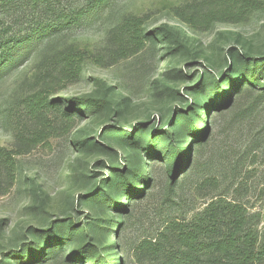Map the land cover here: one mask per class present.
Listing matches in <instances>:
<instances>
[{
  "label": "rangeland",
  "instance_id": "obj_1",
  "mask_svg": "<svg viewBox=\"0 0 264 264\" xmlns=\"http://www.w3.org/2000/svg\"><path fill=\"white\" fill-rule=\"evenodd\" d=\"M38 16L25 13L11 27L25 32ZM26 49L0 68V261L68 264L66 249L43 262L39 256L19 263L12 254L33 240L31 229L68 217L76 223L106 217L109 249L118 242L111 258L139 264L137 245L156 237L168 206L177 218L191 217L216 193L231 197L228 187L204 180L229 175L245 140V99L222 114L207 111L206 125L197 124L202 148L190 146L173 191L163 159L141 152V170L145 162L152 167L143 200L116 194L120 208L105 215L83 200L112 168L130 167L134 154L119 133L164 131L177 111L196 101L193 87L205 75L223 74L234 55L264 56V0H113L101 13ZM83 98L103 99L106 106L76 114L73 104ZM109 127L116 134H107ZM81 139L102 148L76 147ZM188 139L179 147L189 148ZM256 155L241 202L264 233V149ZM123 213H129L126 220Z\"/></svg>",
  "mask_w": 264,
  "mask_h": 264
},
{
  "label": "trees",
  "instance_id": "obj_2",
  "mask_svg": "<svg viewBox=\"0 0 264 264\" xmlns=\"http://www.w3.org/2000/svg\"><path fill=\"white\" fill-rule=\"evenodd\" d=\"M112 1L0 0V68L26 53L28 46L58 34L90 15L101 13ZM30 11L39 15L38 18L27 31H15L11 27L15 25V18ZM159 31L163 38H168L166 28ZM5 32L10 35L3 36ZM193 94L196 101L177 111L164 131L151 134L141 127L135 132L119 133V139L134 154L129 161L130 167L112 168L95 192L85 195L83 200L97 207L103 215L107 210L120 208L116 194L127 196L131 202L143 200L146 195L142 187L148 183L152 167L145 162L141 170V152L145 157L163 159L165 164L161 168L169 177V189L173 191L174 178L186 164L190 148L193 145L195 151L202 148L203 139L197 124L206 125L207 111H213V116L222 114L245 99L240 111L246 124L245 140L234 155L229 175H214L204 180L212 187H228L231 197L216 193L191 217L177 218L173 208L168 206L164 211V224L156 237L143 239L137 245L136 255L139 264H261L264 262V233L257 228L258 216L249 213L241 201L249 190L245 179L254 172L252 165L257 162L256 154L259 149H264V56L234 55L223 74L205 75L193 87ZM73 105L76 114H92L104 109L106 103L103 99L83 98ZM172 130H176L177 137ZM106 132L116 134L110 127ZM186 136L190 138L187 140L189 148H180V139ZM75 145L81 149L102 148L97 142L85 139ZM121 217L126 220L129 213H123ZM110 225L111 221L106 217L89 218L81 223L70 217L56 220L46 229H31L33 240L11 254L18 257L19 263L39 256L42 257L38 262H43L59 256L66 249L70 252L68 264H120L118 258H111L118 254V242L113 240L109 249L106 241ZM0 264H8V261L2 260Z\"/></svg>",
  "mask_w": 264,
  "mask_h": 264
}]
</instances>
